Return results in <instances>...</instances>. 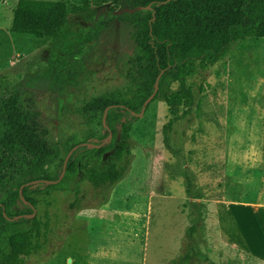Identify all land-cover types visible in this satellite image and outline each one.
<instances>
[{"label": "rangeland", "instance_id": "1", "mask_svg": "<svg viewBox=\"0 0 264 264\" xmlns=\"http://www.w3.org/2000/svg\"><path fill=\"white\" fill-rule=\"evenodd\" d=\"M7 1L12 8L17 2ZM12 21L11 11L1 25L10 28ZM132 32L129 23H111L58 92L42 76L50 50L37 46L34 35L0 29V85L20 92L22 108L40 112L54 149L50 172L60 170L72 146L102 136L101 113L83 110L90 100L132 96L126 78ZM194 82L198 100L175 123L170 147L165 102L151 101L137 116L130 167L107 200L89 182L79 208L71 206L77 197L71 189L36 193L33 211L43 227L27 264H177L189 241L193 200L201 202L203 262L264 264V38L237 42ZM119 120L118 112L112 123ZM187 176L200 198L187 196Z\"/></svg>", "mask_w": 264, "mask_h": 264}, {"label": "trees", "instance_id": "2", "mask_svg": "<svg viewBox=\"0 0 264 264\" xmlns=\"http://www.w3.org/2000/svg\"><path fill=\"white\" fill-rule=\"evenodd\" d=\"M138 6L143 9L116 13ZM114 21L133 26L135 49L126 71L132 96L90 100L83 110L100 112L102 117L107 106L118 105L110 108L107 115L111 139L100 148L79 147L69 158L59 182L25 186L26 202L21 199L20 187L33 180L59 179L65 160L58 172L48 170L54 149L48 131L39 121L40 112L22 108L20 92L0 85V264H27L39 246L43 223L36 215L25 216L32 214L31 205L39 202L36 193L71 189L77 195L71 206L79 208L83 183L89 182L107 200L110 188L130 167L135 113L142 111L159 75V89L152 101L160 99L168 106L171 118L163 126V133L170 147L175 123L190 114L198 100L194 77L223 60L237 42L264 38V0H81L80 4L17 0L10 31L34 35L37 46L45 45L50 50L42 76L52 78L61 92L69 75L84 65L99 35ZM118 112L120 120L115 126L112 119ZM102 126L104 132L99 140L93 141L91 134L86 142L101 143L110 132L103 118ZM186 193L194 199L201 196L194 192L189 176ZM190 204L189 241L175 263L218 264L203 262L207 257L200 250L201 237L197 235L202 221L201 202L193 200ZM19 215L24 216L16 218Z\"/></svg>", "mask_w": 264, "mask_h": 264}, {"label": "water", "instance_id": "3", "mask_svg": "<svg viewBox=\"0 0 264 264\" xmlns=\"http://www.w3.org/2000/svg\"><path fill=\"white\" fill-rule=\"evenodd\" d=\"M146 8H147V9H150L151 6L149 5V6H147ZM140 9H143V7H142V6H138V7H135V8H125V9L121 10V12H124V11H136V10H140ZM159 80H160V75L157 77L154 92H153V93L147 98V100L144 102L143 107H142V111H141L140 113H135L136 116H140V115H142V114L145 112L147 106L149 105V103L153 100V98H154L155 95L157 94L158 89H159ZM116 106H118V105H117V104L109 105V106L106 107V109H105V111H104V115H103V124H104L105 128H107V129H109V130H110V127H109V125L107 124V115H108V111H109L110 108H112V107H116ZM112 135H113V133H112V131L110 130L109 135H108V136H107V137H106L101 143H96V142H83V143H80V144H77V145L73 146V148L69 151V153H68V155H67V157H66V159H65V162H64V165H63V170H62V173H61V175H60V178L57 179V180L38 179V180H33V181H30V182H27V183L23 184V185L20 187V191H19V192H20L21 199H22L23 201L26 202V199H25V197H24V195H23V188H24L25 186H32V187H34V186H37V185L40 184V183L54 184V183L59 182V181L64 177V175H65L66 167H67V163H68L69 158L71 157V155L73 154V152H74L77 148L82 147V146H87V147H97V148H100L101 146H103L105 143H107V142L111 139ZM31 206H32V208L34 209V206H33V205H31ZM0 207H1V205H0ZM4 215H5L7 218H9V217L7 216V214H6L5 211H4ZM35 215H36V211H35V210L33 211L32 214H25V216H28V217H34ZM23 216H24V215H19V216H17L16 218H21V217H23Z\"/></svg>", "mask_w": 264, "mask_h": 264}, {"label": "crops", "instance_id": "4", "mask_svg": "<svg viewBox=\"0 0 264 264\" xmlns=\"http://www.w3.org/2000/svg\"><path fill=\"white\" fill-rule=\"evenodd\" d=\"M8 5H9V3H8L7 0H0V29H9V31H10V28H7V27H4V26L1 25L3 23V20L7 17V15L10 14L11 11L13 12V8L14 7L12 8L11 5H9L10 7L8 8ZM87 259L90 260L88 257H87Z\"/></svg>", "mask_w": 264, "mask_h": 264}]
</instances>
